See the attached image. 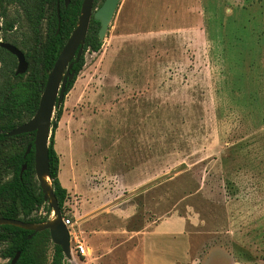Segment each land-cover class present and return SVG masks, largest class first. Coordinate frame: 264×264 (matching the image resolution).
Segmentation results:
<instances>
[{"label": "rangeland", "instance_id": "rangeland-1", "mask_svg": "<svg viewBox=\"0 0 264 264\" xmlns=\"http://www.w3.org/2000/svg\"><path fill=\"white\" fill-rule=\"evenodd\" d=\"M5 1L0 40L27 54L25 10L39 0ZM83 56L52 135L63 175L76 162L79 192L91 198L87 181L106 195L103 176L116 173L112 191L137 207L134 230L173 214L187 221L184 256L151 234L133 264H264V0H122L101 50ZM0 57L17 70V59ZM79 202L65 205L72 248L82 241Z\"/></svg>", "mask_w": 264, "mask_h": 264}, {"label": "trees", "instance_id": "trees-1", "mask_svg": "<svg viewBox=\"0 0 264 264\" xmlns=\"http://www.w3.org/2000/svg\"><path fill=\"white\" fill-rule=\"evenodd\" d=\"M104 1L95 0L94 11L97 10L99 3H104ZM5 2V0H0V10L3 9L1 18L3 19L7 18ZM20 3L24 4V1L20 0ZM82 4L83 0H70L69 6L66 7L65 1L59 0L61 18L59 32L58 0H39L32 10H25L34 41L32 50L25 54L29 63L27 74L16 75L13 66L7 64L6 60L0 57V62L3 66L5 64L6 68L5 80L0 86V218L45 224L49 222L52 215V210L45 203L44 195L38 187L35 177V133L15 137H8V134L35 116L48 74L77 27ZM44 21H46V29L43 33ZM13 27L14 24L6 23L4 30L13 29ZM99 30L100 23L92 19L84 53L88 50L94 53L101 50ZM0 53L16 59L1 48ZM84 65L83 56L73 68L75 76L68 84L66 95L73 89ZM62 109L63 105L56 109L55 131L63 115ZM29 147H31V151L26 155ZM49 157L52 186L64 219L66 218L65 205L70 196L59 180L60 160L59 154L55 150L54 136L50 140ZM25 164L27 168L21 175ZM10 175L11 179L6 180V177ZM41 210L46 211V216L43 218L35 216ZM128 228L130 231H138L134 230L135 227L133 224L131 225V222ZM0 245L5 246L0 251V256L2 259L8 260L9 264L18 253H20V257L16 264H67L62 249L52 245L49 231L34 234L13 226H0ZM50 246L53 247L51 261L48 260Z\"/></svg>", "mask_w": 264, "mask_h": 264}, {"label": "water", "instance_id": "water-1", "mask_svg": "<svg viewBox=\"0 0 264 264\" xmlns=\"http://www.w3.org/2000/svg\"><path fill=\"white\" fill-rule=\"evenodd\" d=\"M64 1L66 7H68L70 0ZM94 1L95 0H83L81 15L79 17L77 27L72 32L52 70L48 74L47 83L42 93L39 108L35 116L30 121L22 124L8 134V137H15L35 133V177L44 195V201L52 210V215H54V217L45 224H33L23 222L21 220L0 218V226H13L33 232L34 234L49 231L52 244L59 246L62 249L65 260L69 261L73 258V248L71 245L69 229L64 224L59 203L52 186V180L50 177L49 140L53 135L55 127V110L63 105L68 84L75 76L73 68L80 62L84 55V46L92 19L100 23L98 35L100 43H103L108 33L110 24L118 11L122 0H105L102 6L95 11ZM57 14L59 32L61 26L59 0ZM0 47L17 59L18 68L16 70V75L22 76L28 73L29 63L26 60L25 54L20 49L4 42L0 43ZM30 151L31 147H29L26 155H28ZM26 168L27 165L25 164L21 175L25 172ZM49 180L51 183H49ZM19 257L20 253L16 255L11 264H16Z\"/></svg>", "mask_w": 264, "mask_h": 264}, {"label": "crops", "instance_id": "crops-1", "mask_svg": "<svg viewBox=\"0 0 264 264\" xmlns=\"http://www.w3.org/2000/svg\"><path fill=\"white\" fill-rule=\"evenodd\" d=\"M68 142L71 145L74 142L73 129H70V132H68ZM55 149L58 151V144L55 146ZM76 169V162H73L72 175L69 173L63 175V171L60 170L59 180L63 188L68 191L70 197H74L76 194L80 195L79 209H77L79 216L78 233L82 237L81 242L87 248V254L85 257H82L72 252L73 258L71 261L66 260L67 264H79L78 260L81 259L85 261L82 264H102L103 262L109 264H133L142 239L151 234L153 237H158L159 239L169 238L171 240L168 250L172 254L168 255L178 252H181L183 256L186 254L188 249L186 219L173 214L163 220L145 223L140 231H130L128 228L129 222L138 213L137 207L133 203L127 204L132 201V198L123 200L124 196L127 197L126 193L118 196L112 191L114 190V186L111 183L116 181L117 174L107 172L103 176L105 183L109 186L110 192L102 196L87 181L88 185L95 192V197L85 198L84 194L79 192L77 179L74 176L76 175L74 172H77ZM86 172H89V170L83 171L85 178L87 177ZM70 176L72 177L71 180ZM133 177L132 175V180L134 179ZM86 180L88 179L86 178ZM136 181L141 182L143 180L137 179ZM131 189L134 190V187H131ZM119 200L121 202L117 203ZM129 205L134 206L133 210L129 214H122L120 209ZM116 220L121 223H116ZM134 240L136 244L133 243Z\"/></svg>", "mask_w": 264, "mask_h": 264}, {"label": "built area", "instance_id": "built-area-1", "mask_svg": "<svg viewBox=\"0 0 264 264\" xmlns=\"http://www.w3.org/2000/svg\"><path fill=\"white\" fill-rule=\"evenodd\" d=\"M64 224L68 227L71 240L74 237L73 233L71 232L70 228L73 226L70 219L64 218L63 219ZM75 246L73 248V251L77 253L79 256L85 257L87 254V248L83 245L81 241H78L77 237H75Z\"/></svg>", "mask_w": 264, "mask_h": 264}, {"label": "flooded vegetation", "instance_id": "flooded-vegetation-1", "mask_svg": "<svg viewBox=\"0 0 264 264\" xmlns=\"http://www.w3.org/2000/svg\"><path fill=\"white\" fill-rule=\"evenodd\" d=\"M3 27H2V24H0V31H2ZM3 41L0 40V43H2ZM5 43V42H4ZM9 44V43H8ZM1 48V47H0ZM2 49V48H1ZM4 50V49H3Z\"/></svg>", "mask_w": 264, "mask_h": 264}, {"label": "bare ground", "instance_id": "bare-ground-1", "mask_svg": "<svg viewBox=\"0 0 264 264\" xmlns=\"http://www.w3.org/2000/svg\"><path fill=\"white\" fill-rule=\"evenodd\" d=\"M53 217H54V215H53Z\"/></svg>", "mask_w": 264, "mask_h": 264}]
</instances>
